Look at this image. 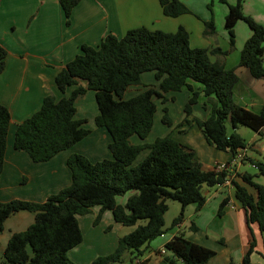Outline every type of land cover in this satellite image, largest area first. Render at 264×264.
I'll list each match as a JSON object with an SVG mask.
<instances>
[{
  "label": "trees",
  "instance_id": "trees-1",
  "mask_svg": "<svg viewBox=\"0 0 264 264\" xmlns=\"http://www.w3.org/2000/svg\"><path fill=\"white\" fill-rule=\"evenodd\" d=\"M159 1L169 16L191 11L184 0ZM60 2L69 24L80 0ZM244 3L245 0L229 3L225 28L232 47L236 42L237 22L243 19L248 23L251 34L240 51L239 65L248 67L254 77L263 78L264 23L247 13ZM214 32V19L206 20L203 33ZM230 46L193 45L191 33L183 24L174 31L142 25L128 29L122 36L109 32L98 45L83 43L81 51L55 76L62 91L70 85H78L61 98L46 95L40 108L17 124L13 146L27 151L34 161L40 162L83 139L92 128L85 125L86 117L76 116V101L88 89H94L98 105L95 123L110 133L112 156L93 161L85 153H71L67 159L72 172L71 183L43 201L0 198V232L10 214L19 210L35 212V220L27 228L11 234L4 260L13 264H78L69 257L68 251L83 240L79 215L99 205L94 223L110 209L115 221L135 228L119 236L114 250L96 256L91 264H113L127 255L130 257L127 264H136L137 258L140 259L138 264H146L142 257L146 244L182 222L187 205L193 203L197 210L201 209L207 199L203 191L205 185L222 184L228 179L235 185L236 196L246 209L249 223L256 222L264 233V182L254 179L264 176V158L252 159L256 173L239 172L231 161L221 169H206L196 149L172 134L145 140L155 123L159 109L157 99L163 103L162 120L172 125L174 120L167 102L175 101V92L185 87L191 90V95L184 106L183 122L191 120L188 116L193 114L200 95L192 80L201 83L202 91L213 103L207 117L194 118L210 144L232 152L236 158L249 146L236 129L239 123L264 133V109L254 110L235 98L240 76L236 66L228 67L223 60L224 55L230 53ZM7 54L8 49L0 42V72L6 67ZM146 71L154 72L156 82L149 84L143 80L142 74ZM80 80H85L86 84ZM134 86L145 87L126 97ZM228 121L234 128L231 132ZM10 123V109L0 101V183ZM133 135L143 141L134 142ZM144 150L145 156L134 163ZM236 175H240L244 183L237 180ZM127 193H130L127 200L120 201L119 197ZM171 200L179 201L182 208L171 225L166 226L165 215ZM226 203L228 198L220 203L219 213ZM190 227L197 229L194 223ZM110 228L108 225L107 229ZM255 245L253 237L248 251L237 264H260L251 257ZM162 247L166 248L165 252ZM162 247L159 251L169 264H203L216 253L214 248L189 238L184 229Z\"/></svg>",
  "mask_w": 264,
  "mask_h": 264
},
{
  "label": "crops",
  "instance_id": "crops-1",
  "mask_svg": "<svg viewBox=\"0 0 264 264\" xmlns=\"http://www.w3.org/2000/svg\"><path fill=\"white\" fill-rule=\"evenodd\" d=\"M184 1L191 9L190 12H187L190 14L183 13L178 16H169L164 13L159 0H80L73 9L71 23L67 24L60 0H0V42L8 49L6 67L0 72V101L9 107L11 112L10 129L13 127L10 132L12 138L10 145H7L5 166L0 183L1 199L8 200L19 197L43 201L51 193L71 183L72 172L67 159L71 153L80 152L75 147L82 139L74 145L59 151L48 160L35 162L27 151L14 148L13 137L17 124L38 110L46 95L54 94L57 98H61L69 95L70 90L72 91L78 85H70L66 91H62L56 84L55 76L66 62L81 51L83 43L98 45L103 36L109 32L122 36L128 29L142 25L174 31L180 24H183L191 33L193 45L221 46L223 48L229 46L230 39L225 28V16L229 10V3H234L236 0H229L225 2L227 4H220L219 9H217V0ZM212 1L213 4L211 5L210 2ZM245 7L246 3H244V9ZM245 11L250 13L246 9ZM217 14H222V26L224 28L222 32L217 28ZM211 18L216 23V32L204 34L205 21ZM260 20L264 23L262 19ZM250 34L251 31L245 32V41ZM245 41L238 43L240 48L243 47H241V44L244 45ZM239 59L240 51L238 54L237 52L235 55L228 53L223 57L226 66H236L240 76L235 88V98L245 106L261 111L264 109V77H254L248 67L239 65ZM146 72L142 74L143 80L149 84L156 82L154 72L151 71L153 79L148 80L144 76ZM80 83L86 84V81L80 80ZM191 83L194 88L200 91L199 100L194 105L193 114L188 116L191 120L183 122L185 111L182 119L180 117V119L175 120L171 113L172 104L170 102L173 101H169L167 105L174 120L173 124L168 125L165 123L162 116L161 120L167 126L161 123L158 124L156 121L158 114L156 113L153 129L145 140L153 141L158 135L167 134L176 124L177 126L183 124L179 127L180 132L188 134L194 131L197 135L196 138L202 141L210 156L207 157V153L202 156V153L200 154L197 151L188 136L181 137V139L178 137L179 135L176 137L196 149L204 168L213 169L216 168L219 162L231 161L237 171H249L244 169L245 163L250 161L254 165L252 159H260L254 155L252 150L249 151V148L254 149L256 153H263L264 140L260 147L257 146V143L249 144L242 151L247 155L245 160L240 161L234 160L232 152L219 149L210 144L203 132H200L201 128L194 118L195 116L207 117L213 103L202 91L201 83L194 80ZM135 88L139 90L141 87L134 86L132 89L135 90ZM184 89L175 92L177 99ZM187 89L186 98L188 100L191 90ZM91 91L92 89H88L76 101L78 107L76 116L79 118L88 117V123L91 117L79 109L78 102L85 95L86 98H93ZM130 91L126 93V97L132 95ZM97 113L98 105L96 109L93 108L94 121ZM96 127H91L92 131L84 137H92L85 143L88 147L87 151L99 152L104 144L102 143L103 139L108 138L110 140L111 135L105 127L98 125ZM94 132L97 133L98 137H93ZM154 133L157 135L153 137ZM257 133L260 132L257 131ZM132 140L134 142L143 141L136 135L132 136ZM110 141L108 142L110 143ZM105 152V157L112 156L110 148V153ZM101 153H97L95 154L96 157L90 158L93 161L102 159L104 156L97 157ZM235 177L244 183L240 175ZM254 179L258 182H264L263 175L255 176ZM247 185L251 190L254 189L252 185ZM203 191L207 199L201 209L197 210L193 203L187 205L185 218L182 222L146 244L142 254L146 264H169L159 250L175 233L182 229L186 231L189 238L216 250V253L203 264L241 262L250 247L253 237L256 239V245L251 253L252 260L264 264V254L262 253L264 233L256 222L249 223L246 209L236 196L235 185L229 182L212 186L205 185ZM129 194L120 196L119 200L125 202ZM225 198H228V203L223 207L222 213H219L220 203ZM172 208L175 212L172 216L174 218L181 211L182 205L177 200H171L169 210ZM99 209L100 206L95 205L92 211L89 212L94 215L93 221ZM168 211L165 215L166 226H170L172 223H169ZM85 217L89 219L90 216ZM34 220L35 212L31 210H19L6 218L4 230L0 233V256L2 257L0 264H6L5 262H7L4 260V250L11 234L14 231L27 228ZM105 220L112 228L118 227L121 230L119 236L135 228L134 225H124L115 221L110 209L105 210L103 213L101 221L105 222ZM193 223L197 225V229L190 227V224Z\"/></svg>",
  "mask_w": 264,
  "mask_h": 264
},
{
  "label": "rangeland",
  "instance_id": "rangeland-1",
  "mask_svg": "<svg viewBox=\"0 0 264 264\" xmlns=\"http://www.w3.org/2000/svg\"><path fill=\"white\" fill-rule=\"evenodd\" d=\"M229 1V0H228ZM227 4L222 0H217V9H219V5L220 4ZM246 7L245 9L247 11H249L250 13H252V15L259 21H261L260 19H262L264 21V0H246ZM210 4H213V1L210 2ZM185 14H190V13H185ZM188 16V15H186ZM184 18V17H183ZM217 18H218V22H217V28L220 32H222L224 30L223 26H222V14H217ZM246 31H251L250 26L248 25V23L243 20L240 19L239 24L236 26V42L235 44L231 47L230 43V53H232V55H235V53L239 51H241L240 46L238 43L245 41L244 37L245 36V32ZM229 46L227 48H229ZM243 45L241 44V47ZM146 80L148 79H153V74L151 71H148L144 74ZM70 87V86H69ZM141 88H144L145 86H140ZM140 89V88H139ZM187 88L185 87V89L183 91H181V93L178 96V99L176 101L170 102L172 104L171 106V113L172 116L174 117L175 120L182 119L183 115H184V105L186 103V93H187ZM95 91V90H94ZM92 89V97L93 98H86L85 96H82L83 99H79L78 105H79V109L86 113L87 115H89L91 117L90 122L88 123V119L86 121V125L89 127H96L95 125V121L93 119L92 113H93V108L96 109L97 108V104H96V96H95V92ZM139 90L138 88L135 90L132 89L130 91V94H135L137 93ZM71 93V90L70 92ZM158 104H159V109L157 111L158 117H157V123H161L164 126H167L166 124H164L161 120V116L163 114L162 111V106L163 103L160 101V99H157ZM93 103V106H92ZM88 118V117H87ZM186 123V122H185ZM183 124H180V126H182ZM228 125V131L231 132L234 128L231 124L230 121L227 122ZM177 126V124L170 129V131L168 132L169 134L174 135L175 137L177 135H179L178 137L181 139L185 138V136H188L190 138V140H192V143L195 145V147L197 148V151L201 154L202 156L204 153H207V157L210 156V153L207 152L206 148H204V145L202 144V141H199L196 137L197 135L194 133V131H192L191 133H186L185 132H180L179 127ZM13 127H11V129L9 130V135H8V144L10 145V140L12 138L10 132L12 130ZM104 128V127H103ZM199 128V127H198ZM106 129V128H105ZM245 138L246 140L249 142V144L252 143H257V146L260 147L263 140H264V134H260L257 133L256 130H254L253 128H251L250 126L244 124V123H239L238 127L236 128ZM200 132L202 133V130H200ZM95 133V134H94ZM93 137H98L97 133L94 132ZM204 134V133H203ZM157 135L156 133L153 134V137ZM177 137V138H178ZM92 139V137H86L84 139H82L81 141H79L80 143H78V145L75 147V149L77 151L80 152H85L89 155V157H96L95 154L102 152L99 156L97 157H105V151L109 152V148H108V141L111 140V136H110V140L107 139H103L102 143L103 147L101 148V150L99 152H95L94 150H90L87 151L88 147L85 145V143L87 142V140ZM108 142V143H107ZM92 145V144H91ZM252 150V152L254 153V155H256L259 158H264V152L263 153H256V151H254V149H252L251 147L249 148V151ZM104 151V152H103ZM110 153V152H109ZM146 154V151H142L138 157L136 158V160L134 161V163L139 162ZM198 154V153H197ZM244 157H246L247 155L245 154V152H243ZM242 160V159H241ZM245 160V159H244ZM34 161V160H33ZM240 161V160H239ZM36 162V161H35ZM244 169L249 170L251 172H257V168L252 165V163L250 161L246 162L245 165L243 166ZM217 168V167H216ZM260 176V175H258ZM257 176V177H258ZM225 182H229L232 183L230 180L229 181H225ZM127 196V195H126ZM121 199H123V197H121ZM98 206V205H96ZM168 219H169V223L172 222L173 218L172 216L174 215V209H170L168 211ZM85 216H90L89 219H87ZM94 215L91 213L88 214H80L79 215V219L81 221V227L83 230V240L81 242H79L78 244H76L74 247H72L69 251H68V255L69 257L74 260L75 262H77L78 264H91L93 259L100 255V254H106L108 252H111L112 250H114L116 244H117V240H118V236L120 235L121 230L117 227V228H110L107 229V220H105V222H102L101 220L98 223H94L93 221V217ZM3 232V231H2ZM1 233V232H0ZM1 256H0V260H1ZM130 257L127 255L125 257H123L121 262H115L113 264H127L129 262ZM5 262V261H3ZM6 264H13V263H7ZM14 264H20V263H14Z\"/></svg>",
  "mask_w": 264,
  "mask_h": 264
},
{
  "label": "built area",
  "instance_id": "built-area-1",
  "mask_svg": "<svg viewBox=\"0 0 264 264\" xmlns=\"http://www.w3.org/2000/svg\"><path fill=\"white\" fill-rule=\"evenodd\" d=\"M243 157H244L243 152H240V153L237 155V157L234 158V160L239 161V160H241V158H243ZM226 165H227L226 162H219V163L217 164V168H218V169H221V168L226 167ZM227 181H229V179H228ZM162 251L165 252V251H166V248H165V247H162ZM139 261H140V259L137 258V259H136V264H138ZM236 264H237V263H236Z\"/></svg>",
  "mask_w": 264,
  "mask_h": 264
}]
</instances>
